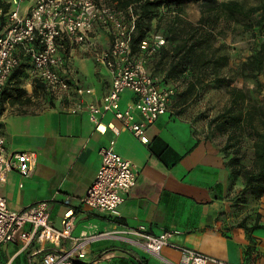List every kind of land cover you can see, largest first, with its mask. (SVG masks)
Wrapping results in <instances>:
<instances>
[{"label": "crops", "instance_id": "crops-1", "mask_svg": "<svg viewBox=\"0 0 264 264\" xmlns=\"http://www.w3.org/2000/svg\"><path fill=\"white\" fill-rule=\"evenodd\" d=\"M29 3L21 5L25 14ZM111 45L106 28L96 26L81 45L61 48L65 63L58 71L68 89L54 95L28 67L14 69L1 93L0 134L5 153L33 152L34 167L28 176L9 172L0 185L10 210L19 212L40 201L49 203L53 226L61 229L64 214L72 212V237L89 226L98 231L144 225L158 235L172 231V243L232 264H264V194L254 205L235 202L242 178L233 177L222 146L205 138L190 119V109L173 97L166 114L145 132L146 142L112 127L120 122L112 112L98 115L99 130L86 108H71L83 101L102 106L108 99L111 76L96 55ZM17 87V91L14 90ZM135 95L125 90L119 106L125 110ZM196 114V113H195ZM194 117V116H193ZM115 141L117 154L134 164L135 185L122 192L120 218L89 209L82 203L102 163V153ZM29 230V227H25ZM71 247V240L22 241L0 248V264H38L45 254ZM162 256L171 262L180 253L165 247ZM81 264H166L118 240L91 245ZM213 264V263H209Z\"/></svg>", "mask_w": 264, "mask_h": 264}, {"label": "built area", "instance_id": "built-area-1", "mask_svg": "<svg viewBox=\"0 0 264 264\" xmlns=\"http://www.w3.org/2000/svg\"><path fill=\"white\" fill-rule=\"evenodd\" d=\"M30 5L25 14L21 5ZM8 4V10L4 5ZM130 20L102 0H0V96L10 75L21 63L22 57L29 62L35 77L51 94L57 95L68 89V80L58 68L65 63L61 48L84 44L96 26L107 29L111 45L96 55V59L110 73L111 88L107 101L102 106L78 102L72 113L86 108L90 120L99 130L98 115L112 112L120 122V128L112 127L116 135L130 131L142 142L146 129L166 114L175 90L162 87L145 67V59L132 54L131 39L137 16L129 8ZM5 18V20H3ZM164 39L155 35L152 42L144 41L142 47L147 56L161 45ZM129 90L135 99L125 110L119 106L121 94ZM1 108V102H0ZM115 141L103 150L101 166L87 189L82 203L89 209L120 218V206L125 201L122 192L129 191L136 182L137 172L133 163L117 154ZM33 152H18L11 157L5 153V140L0 134V185L6 182L9 172L24 176L34 167ZM62 228L56 229L49 216V203L40 201L22 211L8 208L0 196V248L4 244L22 241L26 246L37 242H58L62 238L71 240V247L60 252H49L38 264H81L91 245L102 240H118L160 259L166 264H232L212 258L196 250L172 243L174 233L164 231L158 235L149 233L144 225L136 228L98 231L89 226L78 237H72V212L64 214ZM29 227V230H25ZM165 247L180 253L177 263L162 256Z\"/></svg>", "mask_w": 264, "mask_h": 264}, {"label": "trees", "instance_id": "trees-1", "mask_svg": "<svg viewBox=\"0 0 264 264\" xmlns=\"http://www.w3.org/2000/svg\"><path fill=\"white\" fill-rule=\"evenodd\" d=\"M109 1L124 20H130L129 8L137 16L132 54L145 59L147 71L158 79L160 86L175 90L173 97L186 104L206 87L227 93L228 104L208 120V129L226 136L222 149L228 157V166L233 177L242 178L235 202L242 205L246 198L260 199L264 194V104L254 103L223 74L230 59L220 38L255 34L252 54L242 63L240 74L251 77L262 87L259 75L264 70V40L260 39L264 35V0L255 5L238 0H202L196 23L188 20L185 5L200 0ZM8 8V4L4 5L5 10ZM155 35L161 36L164 44L147 56L142 43H151ZM23 63L17 68L28 67ZM179 88L182 89L178 91ZM246 141L250 142L249 163L244 162L247 151L242 145Z\"/></svg>", "mask_w": 264, "mask_h": 264}, {"label": "rangeland", "instance_id": "rangeland-1", "mask_svg": "<svg viewBox=\"0 0 264 264\" xmlns=\"http://www.w3.org/2000/svg\"><path fill=\"white\" fill-rule=\"evenodd\" d=\"M102 1L114 6L109 0ZM238 1H244L247 5H255L263 0ZM201 3L202 0L191 1L187 2L185 5L186 16L192 23H196L199 19ZM260 39L264 40V35H262ZM255 41V34L252 35L250 33L229 34L227 37L220 38V42L224 45V51L228 54L230 59L229 66L224 70L223 74L232 81L233 86L243 89L254 103L264 104V70L259 75V81L262 87H258L251 77H244L240 74V67L252 54ZM181 89L182 88H179L178 91ZM228 100L229 97L224 90L206 87L204 90L200 91L198 96L190 98V100L184 104L185 108L190 109L189 114L192 116L190 119L198 128L205 130V138L210 141H215L217 145L222 147L225 143L226 136L216 134L213 130L208 129V120L222 111L228 104ZM242 147L243 150L247 151L244 162L249 163L250 142H244ZM255 203L256 201H251L250 198H246L242 206H251Z\"/></svg>", "mask_w": 264, "mask_h": 264}]
</instances>
